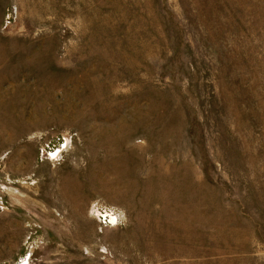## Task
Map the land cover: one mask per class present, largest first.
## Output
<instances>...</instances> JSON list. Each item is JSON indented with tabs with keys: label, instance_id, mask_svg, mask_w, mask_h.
I'll use <instances>...</instances> for the list:
<instances>
[{
	"label": "rangeland",
	"instance_id": "obj_1",
	"mask_svg": "<svg viewBox=\"0 0 264 264\" xmlns=\"http://www.w3.org/2000/svg\"><path fill=\"white\" fill-rule=\"evenodd\" d=\"M0 264H264V0H0Z\"/></svg>",
	"mask_w": 264,
	"mask_h": 264
},
{
	"label": "built area",
	"instance_id": "obj_2",
	"mask_svg": "<svg viewBox=\"0 0 264 264\" xmlns=\"http://www.w3.org/2000/svg\"><path fill=\"white\" fill-rule=\"evenodd\" d=\"M55 157H58L61 153V150H56L52 152ZM94 212L96 213L97 219L103 225H115L122 224L124 222V214L115 207H108L102 204H95L93 206Z\"/></svg>",
	"mask_w": 264,
	"mask_h": 264
}]
</instances>
